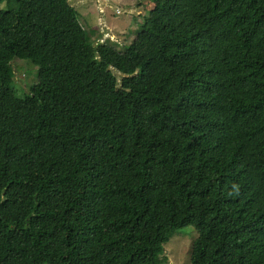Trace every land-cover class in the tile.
<instances>
[{
  "label": "trees",
  "instance_id": "1",
  "mask_svg": "<svg viewBox=\"0 0 264 264\" xmlns=\"http://www.w3.org/2000/svg\"><path fill=\"white\" fill-rule=\"evenodd\" d=\"M5 1L0 264H168L187 227L191 264H264V0H153L122 49Z\"/></svg>",
  "mask_w": 264,
  "mask_h": 264
},
{
  "label": "rangeland",
  "instance_id": "2",
  "mask_svg": "<svg viewBox=\"0 0 264 264\" xmlns=\"http://www.w3.org/2000/svg\"><path fill=\"white\" fill-rule=\"evenodd\" d=\"M69 2L81 13L91 29L102 32V40L108 39L111 43H115L118 49H122L127 45V41L135 36V30H132V36L127 39L132 28V19L136 23H142L143 17L148 16L154 7L153 0H69ZM12 8H15L14 2L0 3L2 10ZM17 61L20 64H28L25 60H14V62ZM32 68L35 74L28 79H25L27 74L24 71H15L16 80L13 87L17 95L21 96L26 86L29 88L37 82V68L34 66ZM120 78V75L116 76L117 81ZM192 231L197 236L193 228L187 227L176 231L168 242L163 244L160 252L162 257H167L168 264H191L190 250L193 239L196 238L194 233L189 234Z\"/></svg>",
  "mask_w": 264,
  "mask_h": 264
}]
</instances>
